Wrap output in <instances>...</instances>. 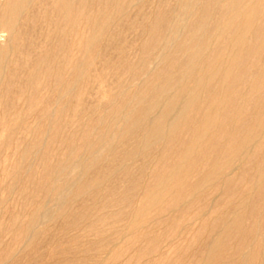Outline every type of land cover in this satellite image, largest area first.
<instances>
[{"label":"bare ground","instance_id":"obj_1","mask_svg":"<svg viewBox=\"0 0 264 264\" xmlns=\"http://www.w3.org/2000/svg\"><path fill=\"white\" fill-rule=\"evenodd\" d=\"M90 263L264 264V0H0V264Z\"/></svg>","mask_w":264,"mask_h":264},{"label":"rangeland","instance_id":"obj_2","mask_svg":"<svg viewBox=\"0 0 264 264\" xmlns=\"http://www.w3.org/2000/svg\"><path fill=\"white\" fill-rule=\"evenodd\" d=\"M118 249V248H117ZM117 249H116V251H117ZM90 264H92V263H90Z\"/></svg>","mask_w":264,"mask_h":264}]
</instances>
